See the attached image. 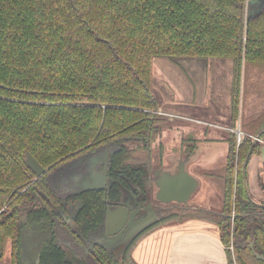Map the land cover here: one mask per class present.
Returning <instances> with one entry per match:
<instances>
[{
	"label": "trees",
	"instance_id": "16d2710c",
	"mask_svg": "<svg viewBox=\"0 0 264 264\" xmlns=\"http://www.w3.org/2000/svg\"><path fill=\"white\" fill-rule=\"evenodd\" d=\"M159 56L203 57L223 67L230 61V122L235 127L239 120L243 136L237 144L231 133L224 166L209 172L222 190L221 209L170 211L119 254L99 245L71 259L48 242L38 264H139L131 254L137 241L185 217L218 225L229 264H264L255 255H264V206L247 195L243 168L261 152L253 136L264 128V0H0V261L10 241L11 264H20L24 215L50 217L49 206L59 201L50 181L56 167L110 143L120 146L112 176L140 179L153 161L161 164L163 146L156 141L169 121L151 91ZM194 147L184 140L186 153ZM27 152L43 173L28 165ZM66 198L82 200L74 217L85 230L81 241L103 219L104 192Z\"/></svg>",
	"mask_w": 264,
	"mask_h": 264
},
{
	"label": "crops",
	"instance_id": "0c3cea01",
	"mask_svg": "<svg viewBox=\"0 0 264 264\" xmlns=\"http://www.w3.org/2000/svg\"><path fill=\"white\" fill-rule=\"evenodd\" d=\"M201 59L187 61L192 81L186 92L174 88L170 73L159 72L165 89L170 91L168 100L180 107L173 109L167 101L161 103L157 100L158 110L167 116L169 124L156 141L162 144L164 153L159 168L154 169L155 175L162 174L170 178L176 176V164L182 160L185 170L198 182L200 180V188L187 199L188 208L219 211L222 196L215 197V204L209 201L211 189L216 188L213 184L209 185V172L224 166L229 150L228 137L233 132L228 90L231 66L228 64L226 68L229 69L224 72L228 76L223 75L226 82H221L220 66L209 59ZM164 63L170 62L165 60ZM210 66H215L216 70L211 72ZM170 87H173L172 90ZM184 140L195 142L189 154L184 150ZM263 160L264 155L250 168L249 159L245 169L248 193L256 201H264L259 185V167ZM157 187L160 188L159 185ZM7 243L5 253L8 251L11 257V244L9 241ZM131 254L139 264H229L218 225L197 217H185L157 225L137 241Z\"/></svg>",
	"mask_w": 264,
	"mask_h": 264
},
{
	"label": "flooded vegetation",
	"instance_id": "af4514ba",
	"mask_svg": "<svg viewBox=\"0 0 264 264\" xmlns=\"http://www.w3.org/2000/svg\"><path fill=\"white\" fill-rule=\"evenodd\" d=\"M158 113L164 114L161 111H159ZM165 117L167 118V116H165ZM114 145L118 146L120 149V146L116 143L107 144V146L111 147V148H113ZM100 147H102V146H100ZM95 150H91V151L88 150V151L82 152V153L78 154L77 156H75L74 158H72L68 161L76 159L81 154H87V153L91 154ZM113 155L111 157L108 156L107 158H103V156H102L101 160H99L100 162L96 164V167L98 168L99 171L100 170L102 171L103 168L106 169V173H107V177H108L107 183H106L104 188L93 189V190H102L104 192L105 210H104V215H103L102 221L99 224H97V226L89 229L88 232L86 233L87 238H83V239H81V241H80V239H79V241L77 240V236L82 234V233H85L84 232L85 230L78 223H76V221L74 219L76 211L83 204L81 202L82 200H80L79 198H76L73 200H68L66 198L67 194H72L71 191H73V189L76 187L72 188V187H69L68 185H66L65 181H67V180H65V178L62 179V174L60 175L61 171L56 172V170L54 169L50 174V181H51V184L56 183L57 187L54 190L56 193L59 194V197H58L59 201H58V203H55V204H57L56 206L55 205H54V207L49 206L48 211L50 212V217L45 219V220L43 219L41 221H37L36 217L35 218H27V217H25V215L23 216V220L21 222V224H22L21 243L23 240V233H24V235L30 234L36 242L43 243V245L45 243H48V242L58 243L56 241V230L55 229H57L59 227L60 229H62L63 232L67 233L70 236V238L72 239V242L76 243V245L79 246V248L81 249L80 251L83 250L84 252H88L89 250L93 249L96 246H98V247L101 246L102 248H105L107 251H109L111 253L119 254V253H116L114 251V249H116L115 245L120 244L122 241H124L125 238L127 237L128 232L132 228V224L129 223L132 210H137V212L133 216L134 217L133 222H135L138 217L146 216L148 214V211L151 208H153L156 211L159 218H161L162 216H164L166 214L168 215V213L170 211L184 212L185 210L192 209V208H188V206L186 205L187 204L186 202H178V201H176V199H172L168 202L162 201L161 198H158L160 195V192H159L160 190L157 191L155 188V190L157 191V193H156L155 190H153V189H151V187H149L151 180L145 181V176L153 175L155 172L154 168L155 167H156V169L159 168V164H157L156 161L155 162L153 161L152 162L153 164H151L148 167L147 173L139 172V170H138V172H139L138 174H139L140 179H135L132 175L126 174V173H122L119 176V178H117L118 175L112 176V171L110 169L111 162L113 159ZM249 159H250V157H249ZM249 159L247 160V163H248ZM68 161H66L65 163H67ZM247 163H246V165H247ZM246 165L243 166L244 169H246ZM78 167L79 166H76V168H74V166L72 167V164L68 165V168L71 171L76 170ZM55 180L56 181L59 180V181L56 182ZM109 180H110V182H109ZM245 189H246V193H248V186L247 187L245 186ZM249 198L253 202H255L257 205L264 206V201H261V200L256 201L250 195H249ZM37 202L41 203V200H39V198H37ZM37 202H35L34 206L36 205ZM75 202H79V204H78V207L75 210H73L75 207H72V205ZM126 202H130L132 204V207L131 208L129 207V209L127 210L126 218L124 219L123 225L121 227L119 226L120 218H119V222H118V220H117L118 218L115 215L110 219V223L113 222L112 226L111 225L109 226V228H111L113 230L116 228L117 232H119V233L122 231V234H119L116 232L114 234V235H116V239L113 242H108L109 237L112 236L111 233H107V229H108L107 226L108 225L106 224V222H107L108 209H110L109 212H111V214H112V212H114L116 207H120L122 205H125L124 203H126ZM149 204H150V207H148ZM53 209H55L56 213L59 214L60 217H58L56 214H55L56 216H54V214H52ZM234 215H235V211L232 210L230 212L231 227L233 226ZM68 216H70V217H68ZM69 223H71L73 225H69ZM67 224L70 226V228L67 226ZM97 239H100L101 243L95 242L93 245H91V243ZM128 242L129 241L122 244V248ZM105 244H107V245H105ZM250 245L252 246V243H250ZM224 246H225V244H224ZM110 248H112L113 251L110 250ZM122 248H121V250H122ZM225 249H226V246H225ZM233 249L234 248L231 245L230 246V250L232 252L231 258L234 260ZM21 250H22V245L20 247V252H21ZM255 255L257 258H264V255H260L258 253H255ZM257 255H260L262 257H258Z\"/></svg>",
	"mask_w": 264,
	"mask_h": 264
},
{
	"label": "water",
	"instance_id": "95a60500",
	"mask_svg": "<svg viewBox=\"0 0 264 264\" xmlns=\"http://www.w3.org/2000/svg\"><path fill=\"white\" fill-rule=\"evenodd\" d=\"M263 130L264 128L261 130V132ZM261 132L253 136V141L261 139L260 138ZM118 149L119 147L115 145L113 148L104 145L102 147L97 148L94 152H92L93 154L92 153L81 154L76 159L68 161L67 163H64L56 167L55 170L56 172L61 171L60 175L62 174V179L65 178V180H67L65 181L66 185L72 188L76 187L73 189V191H71L74 194L80 193L85 190L101 189L105 187L108 177H107L106 169L103 168L102 171L101 170L99 171L98 168L96 167V164L100 162L99 160H101L102 156L103 158H107L108 156L111 157ZM27 162L28 165L34 170V172L37 175L43 173L45 168L30 152H27ZM246 163H247V158L243 162V166H245ZM69 164H72V167L74 166V168H76V166L79 167L76 170L71 171L68 168ZM176 168H177L176 176H172L170 178L162 174L155 175V172L153 175L145 176V181L151 180V183L149 184V187H151V189L155 190L156 188L157 191L160 190L159 191L160 195L158 198H161V200L164 202H168L172 199H176V201L178 202H187V199L190 197V195L197 191L199 182L195 177H193V175H191L185 170V163L182 160H180L179 164H176ZM58 181L59 180H57L56 182ZM244 183L245 186L247 187L246 174L244 176ZM158 185L160 188L157 187ZM259 185L264 194L263 161L259 167ZM52 187L55 189L57 187L56 183H52ZM247 194L248 196L250 195L249 193ZM124 204L125 205L116 207L114 212H112V214L114 213L113 215L111 214V212H109L110 209H108L107 222H106V224L108 225L107 233L112 234V236L109 237L108 242H113L116 239V235L114 234L117 232L116 228L114 230L109 228V226L110 225L112 226L113 224V222L110 223V219L116 215L118 218L117 219L118 222L120 218L119 226L121 227L123 225L124 219L126 218L127 210L129 209V207L130 208L132 207V204L130 202H126ZM148 207H150V204L148 205ZM136 212L137 210L131 211V217L129 223L132 224V228L128 232L125 240L122 241L120 244L115 245L116 248L127 242L129 239L133 238L140 230L148 226L153 221L158 220L159 218L156 211L153 208H151L146 216L144 217L140 216L136 219L135 222H133L134 219L133 216ZM119 234H122V231ZM95 242L101 243L100 239H97L93 241L91 245H93ZM21 245H22V250L20 252V264H38L39 254L40 251L42 250L43 243L36 242L30 234L24 235L23 233V240ZM110 250L113 251L112 248H110ZM257 256L262 257L260 255Z\"/></svg>",
	"mask_w": 264,
	"mask_h": 264
},
{
	"label": "rangeland",
	"instance_id": "374dc122",
	"mask_svg": "<svg viewBox=\"0 0 264 264\" xmlns=\"http://www.w3.org/2000/svg\"><path fill=\"white\" fill-rule=\"evenodd\" d=\"M201 58H203V57H176V58H169L166 56L155 57L153 59V63H152V79H151V89L152 90L151 91L155 95L157 100H159L161 103H162V101H167L168 103H170L168 105H171L173 107V109H178L177 107H180V106L176 102H170V100H168L167 95H169L170 91H168L169 89H165V83L162 80V78L160 77L159 72L162 71L164 73H167V72L170 73V79L172 78L173 79L172 83L175 84L174 88L180 92L181 91L186 92L187 89L189 88V82L191 83V81H192V78L188 74V71L190 69H188L187 61L188 60L200 61V60H202ZM165 60H167V61L169 60L170 63H164ZM227 64L230 65V61H228ZM209 69L211 72L216 70L215 66H210ZM228 69L229 68H226L223 66L219 67V70L222 73V75L220 76L221 82H226V79L224 78L223 75L228 76V74L224 73V72L228 71ZM210 71L208 72V75H209ZM196 75H197V73H196ZM214 75L215 74H213V76ZM216 81L218 82V80H216ZM170 88H171L170 90H172L173 87H170ZM157 111L159 112L160 110H157ZM238 126L240 127L239 120L237 121V125L233 128H237ZM163 129H165V127ZM263 141L264 140H261V152L260 153H252V155H251L250 168H253L255 166L256 161L257 162L260 161L262 159V156L264 155V149H263L264 148V142ZM210 181H211V184H209V185L212 186V184H213V186L219 190L218 191L216 188H212L209 195H208L211 197V198H209L210 199L209 201L212 202L213 204H215L216 203L215 197L220 196V195L222 196V190H221L220 185L216 179L211 177ZM198 187L200 188V180H199V186ZM199 188H197V190ZM78 204H79V202H75L72 205V207H75L73 210H75L78 207ZM204 209H206V208H204ZM192 210H195V208H192ZM68 217H70V216H68ZM69 225H73V224L69 223ZM69 225L67 224V226L70 228ZM55 230H56V241L66 249V253H67V256L69 258L73 259L74 256L77 258H79L82 255L86 256V253H84L83 250L80 251L81 249L79 248V246H77L76 243L72 242V239L70 238V236L67 233L63 232L62 229H60L59 227ZM9 244H10V241H9ZM10 247H11V245H10ZM121 248H122V245L117 247L116 249H114V251L116 253H119ZM6 252L7 253H5V251H4V255L0 261V264H11V257L8 255V251H6ZM75 264H79V263L76 262Z\"/></svg>",
	"mask_w": 264,
	"mask_h": 264
},
{
	"label": "built area",
	"instance_id": "2783aa9c",
	"mask_svg": "<svg viewBox=\"0 0 264 264\" xmlns=\"http://www.w3.org/2000/svg\"><path fill=\"white\" fill-rule=\"evenodd\" d=\"M233 132H235V134H236V142L239 143L242 136H243V131L238 126L237 128H233ZM260 140H262V139H260Z\"/></svg>",
	"mask_w": 264,
	"mask_h": 264
}]
</instances>
